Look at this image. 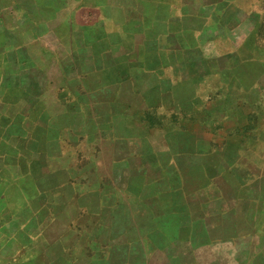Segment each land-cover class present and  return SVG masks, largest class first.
Listing matches in <instances>:
<instances>
[{"label": "rangeland", "instance_id": "374dc122", "mask_svg": "<svg viewBox=\"0 0 264 264\" xmlns=\"http://www.w3.org/2000/svg\"><path fill=\"white\" fill-rule=\"evenodd\" d=\"M134 12L0 0V264H264V21L151 52Z\"/></svg>", "mask_w": 264, "mask_h": 264}, {"label": "crops", "instance_id": "0c3cea01", "mask_svg": "<svg viewBox=\"0 0 264 264\" xmlns=\"http://www.w3.org/2000/svg\"><path fill=\"white\" fill-rule=\"evenodd\" d=\"M97 5L109 12L122 11L127 21L131 8L137 10L133 13L136 28L122 30H132L137 38L147 33L155 47L150 49L148 44L151 52L158 51L157 43H164L159 51L167 52L174 38L178 41L175 47H182V39L187 38L192 46H211L213 52L236 53L244 45L245 52H261L259 47L249 48V41L258 35L255 24L264 21L260 12L264 0H97ZM141 24L148 28L142 29Z\"/></svg>", "mask_w": 264, "mask_h": 264}]
</instances>
